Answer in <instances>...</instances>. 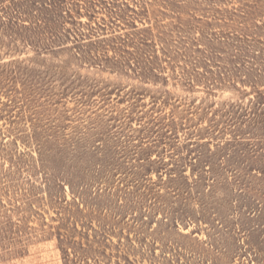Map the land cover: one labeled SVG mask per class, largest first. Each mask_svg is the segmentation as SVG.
Listing matches in <instances>:
<instances>
[{"label":"rangeland","instance_id":"1","mask_svg":"<svg viewBox=\"0 0 264 264\" xmlns=\"http://www.w3.org/2000/svg\"><path fill=\"white\" fill-rule=\"evenodd\" d=\"M64 1L61 8L75 3L76 20L94 26L93 43L105 41L92 49H105L109 57L120 47L137 48L132 41L119 45L128 34L153 29L158 83L129 68L124 74L110 67L102 72L92 63L78 75L99 80L93 84L109 95L97 89L87 97L83 87L54 97L50 89L34 95L33 81L15 66L38 72L45 69L36 63L67 61L75 39L46 46L52 51L36 45L37 39L27 43L24 36L37 27L31 14L39 0H0V73H6L0 74V264H67L60 232L75 224L103 242L94 248L104 255L97 252L100 257L90 255L80 264H264V0H143L144 9L140 0ZM119 7L133 18L121 21ZM209 48L212 53L203 52ZM208 78L234 84L215 86L210 95ZM163 89L172 99H152ZM132 90L148 93L136 101ZM129 110L126 121H110L123 120ZM162 117L169 118L167 126ZM101 119L123 127L113 129L107 150H115L121 132L132 152L129 164L119 155L121 166H139L133 207L125 195L133 189L123 176L114 188H90L88 196L78 193L74 181L66 179V189L60 188L64 160L36 143L39 132L53 134L44 129L56 126L57 136L76 137L85 120Z\"/></svg>","mask_w":264,"mask_h":264},{"label":"trees","instance_id":"2","mask_svg":"<svg viewBox=\"0 0 264 264\" xmlns=\"http://www.w3.org/2000/svg\"><path fill=\"white\" fill-rule=\"evenodd\" d=\"M143 2V0H140ZM60 2H66L64 0H39V2L34 3L32 7H35L33 9V12L31 16L36 19L34 22L36 27V30L34 32H31L28 36H24L25 40L28 41L32 39H37L36 45L40 46L43 50L46 51H52L53 48H49L46 46H54L56 41L61 40L63 37H73L75 39L74 46L68 47L66 49V53L68 56H70L69 60H59V64L55 65H46V64H38V66L43 67L44 71H35L34 67L31 66H24L23 68L15 66V69L17 68L23 76L27 77L31 81H33L32 84V91L35 93L34 95H38L41 91H45L47 89H50L51 96L56 95H65L68 93V91L73 87H83L82 95L85 94L87 97H91L95 94V91L98 89L99 93L102 92V96H107L110 94V92H107V89H99L98 83L99 80L95 81L91 78H86L83 76H79V72L82 68H86L87 64H97L99 70L103 72L102 68L110 67L114 68L117 71H119L121 74L125 73L124 68H129L134 71V73L137 75V73H141V78H145L143 75H148V80L152 82L153 85H157L158 83V74L155 73L158 71V58L159 54H156L157 50H152L153 46H157L156 41L153 40L154 37V30L153 29H141L136 33H130L127 35V40L124 39L121 40L119 45L121 46H130L128 43L129 41H132V45L136 46L135 50L131 51L129 49H122L119 48V51L116 55V57H109L108 51L105 49L97 50V48H93L91 46H103L102 42L105 41H96V43H93V37L95 36L96 29L91 24H84L82 21H77L76 15L80 14L79 9L76 10L73 7V2H69V6L65 9L61 8L58 3ZM144 5H140L142 9H144L147 4L143 2ZM142 4V3H141ZM20 3H16V6H18L19 11H21V6H19ZM37 5V6H36ZM71 5V6H70ZM124 5V4H123ZM60 10V11H59ZM118 10L121 12L120 19L121 21H129L133 17L128 14L125 9H121L120 7ZM116 11V10H115ZM113 13V10L111 11ZM68 19L72 22H70L73 27L70 29H66V24L68 22ZM128 25V24H127ZM135 25V24H132ZM136 27V26H135ZM68 33V35L66 34ZM161 32V31H160ZM70 35V36H69ZM171 34H169L170 36ZM137 37V38H136ZM138 39L134 40V39ZM137 41V42H136ZM165 41V40H164ZM164 43V42H163ZM170 41L166 40L165 44L166 46H169ZM54 44V45H52ZM100 44V45H99ZM102 44V45H101ZM61 46V45H60ZM209 46V45H207ZM151 47V52L147 50ZM55 49V48H54ZM61 49H63L61 47ZM212 49V48H211ZM185 52H187V48H185ZM205 53H212V50H205L203 51ZM38 53V51H37ZM123 53L128 55L123 56ZM188 53V52H187ZM187 53L185 55H187ZM50 55L54 59H59L58 55H55V53L50 52ZM123 58V60L120 59ZM132 59L133 61L131 62ZM126 60V61H124ZM125 64H121V63ZM125 65V67H124ZM157 66V67H156ZM190 67V66H189ZM192 68L197 67V65L191 66ZM15 69L11 72L16 73L17 70ZM184 68V70H188ZM197 71V69H196ZM75 73V74H74ZM1 75H4L6 73H0ZM74 74V75H73ZM134 74V75H135ZM127 77H130L128 74H125ZM150 77V78H149ZM131 78V77H130ZM137 79L138 78H133ZM146 79V78H145ZM191 79L190 81L193 82L194 78L189 77ZM167 81V80H165ZM164 82V86H167V82ZM49 83L52 85V87H46L45 84ZM57 83V85H56ZM141 83V81H140ZM144 83V82H142ZM100 84V83H99ZM227 84H234L233 80L229 79H222L221 80H214L213 78L207 79V85L210 89L209 94L213 95L212 88L218 85H227ZM191 85V84H190ZM55 87V91H54ZM191 88V87H188ZM119 90V89H118ZM164 90V89H163ZM57 91V92H56ZM143 91V90H142ZM158 92H162L160 94L154 93L150 96L152 99L157 100L160 99L161 95H166V98L170 97V93L168 90H157ZM130 97H135L134 100L139 101V98L145 97L147 95L146 90L145 92H139L137 90H132L129 92ZM172 99V98H171ZM14 102V100H11ZM12 109L15 107L14 105H10ZM128 114H124V119L120 117V119H117L116 117H113L112 120L115 122V120H118L119 123L122 121H126L127 118H130V110L127 112ZM133 113V112H132ZM102 116V115H101ZM99 118V116H98ZM156 119V118H153ZM164 120V125H168L166 121H169V118L162 117ZM92 120V119H90ZM160 120V119H159ZM158 120V122H159ZM154 121H152L153 123ZM85 124L82 125V128L79 129V133L75 136L70 135L69 138L66 136V134H60L57 136V127L54 126V128H48V130L44 129L45 132L47 131H53V134L43 135L42 132H39V136L35 138L36 143L38 144L39 148H41V152L47 153L48 152H55V155H60L61 160H64V163L62 165L64 166L63 172H62V180H59L58 185L60 188L66 189V179L69 181L77 182V191L81 189L82 191H79L78 193L80 195H87V191L90 188H96L99 193L100 191L109 190L111 188H114L115 185V179L123 176L126 177L125 181H127L129 188L133 189L130 192H125V195L127 196L126 201L127 204L130 207H133L138 204V187L140 186V178H138L139 173L134 171L135 168H138L139 166L133 165L132 167H125L121 166V162L119 161V155L120 160H126L127 164L132 163V160L129 159L131 155V151H129V146H126V141L123 140L121 132H117V138L115 139L114 144V151H109L110 148L107 150L108 144H109V138H111V135H114L113 129L123 128L121 125L114 127L111 125V122L105 121L104 119H101L99 121H96L95 123H92L90 121L84 122ZM172 126L175 125V128H178L177 123H175V120H171ZM58 128L61 129V126ZM174 132L175 130H170V132ZM121 136V138H120ZM164 140L169 138H175L167 135H162L161 137ZM52 140V141H51ZM123 140V141H122ZM54 146L58 147V151L56 153V148ZM61 147V148H59ZM45 150V151H44ZM40 153V151H39ZM41 155V153H40ZM43 155V154H42ZM104 155V159L99 160V156ZM93 156L92 162L89 161V157ZM98 157V158H97ZM84 158L88 160V162H85L86 164H82V160L84 162ZM111 160V161H109ZM135 160V159H134ZM43 161V160H42ZM106 161V164H103L102 162ZM70 164V165H69ZM131 172L123 171L118 172L122 169H127ZM148 171H152L150 169H146ZM58 176H55V180H57ZM65 179V180H63ZM72 179V180H70ZM120 180V178L118 179ZM122 180V179H121ZM57 182V181H56ZM74 189V188H73ZM85 189V191H84ZM122 201V199H121ZM67 213V212H66ZM65 218L67 219V214L65 215ZM77 223V222H76ZM75 224V223H74ZM65 233L60 232L61 237V243L63 245V251L65 253V260L67 261V264H80V261H84L85 258H88L90 255H97L100 257V253L104 255V252L99 251L98 248L95 250L94 243L97 242L102 244V241H96V238H90L89 234H86L84 232H80L77 229V224H75L73 227L69 228L65 226ZM78 237L81 238V240L78 241ZM106 245V244H105ZM99 252V254H97ZM126 252V250H125ZM74 256V259H71V256ZM127 255L124 254V257ZM79 260V261H77Z\"/></svg>","mask_w":264,"mask_h":264}]
</instances>
